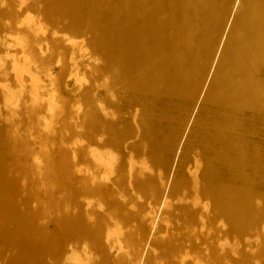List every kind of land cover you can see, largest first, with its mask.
<instances>
[{
	"label": "bare ground",
	"instance_id": "1",
	"mask_svg": "<svg viewBox=\"0 0 264 264\" xmlns=\"http://www.w3.org/2000/svg\"><path fill=\"white\" fill-rule=\"evenodd\" d=\"M37 2L47 21L83 38L75 42L67 66L59 69L49 85L64 89L66 106L78 100L81 110L69 109L66 116L102 140L86 160L101 165L102 177L96 183L95 174L85 170L93 177L87 184L81 168L83 151L71 152L73 168L59 159L67 179L52 184L56 193L66 195L67 205L50 212L55 218L47 229L42 221L32 220L44 216L42 208H28L30 196L22 198V210L18 208L6 181V165L0 163V234L9 242L0 250L17 246L32 261L46 256L50 264H83L79 251L98 261L99 253L90 252L88 243L101 239L107 249L120 241L119 222L128 221L129 215L116 199H122L130 187L149 196L147 205L158 216H168L164 210L171 206L192 231L209 228L216 238L209 251L211 264H264V152L258 151L260 141L255 139L263 136L264 140V0ZM9 17L0 11V28L2 19ZM31 18L27 15L23 20L41 30ZM83 48L91 59L84 68L99 75L74 95L67 86L70 80L81 79L75 51ZM8 55L16 80L21 86V77L26 76L36 98L46 88L35 68L41 60ZM99 81L109 88L95 87ZM105 90L122 98V104L104 98ZM51 97L48 106L62 104ZM4 143L8 148L0 149V158H9L17 149L19 158L12 163L21 167L31 168L42 155L34 141L16 144L6 139ZM189 148L190 165L183 161L189 159L185 155ZM169 157L176 161L179 173L169 170L159 176ZM150 160L156 161V175L141 171L150 170V165L134 170ZM96 199L106 201L105 209L97 207L104 209L107 218L90 214ZM93 215L94 221L89 219ZM8 224L15 229H8ZM17 230L30 232L35 240L20 237ZM138 230L144 246L160 250L158 258L168 264H179L186 256L183 240L164 239L158 229L150 232L146 226ZM23 258L21 252L13 260L28 262Z\"/></svg>",
	"mask_w": 264,
	"mask_h": 264
},
{
	"label": "rangeland",
	"instance_id": "2",
	"mask_svg": "<svg viewBox=\"0 0 264 264\" xmlns=\"http://www.w3.org/2000/svg\"><path fill=\"white\" fill-rule=\"evenodd\" d=\"M0 11L8 12L10 15L9 18L2 19V27L0 28V142L4 144H0V149L7 147L4 142L9 139L11 142L15 141L16 144L34 141L35 148H39L42 151L41 157L36 162H32L31 168L21 167L18 163H12V160H18L19 158L20 153L17 152V149L14 152L12 151L9 158H0V163L6 165V181L11 188V196L17 202L18 208L22 210L20 206L23 202L22 198L30 196L26 200L28 208L37 209V211L42 208L41 216H44L42 220L33 216L31 217L32 220L36 223L42 221L45 228L51 229V221L54 220L55 216L51 215L50 212H56L57 209H63L67 205L66 195L56 193L57 187L52 184L55 180L67 179L58 160H61V158L67 160L71 164L69 167L73 168L74 162H72L71 152L83 151L84 162H81V168L84 171L88 170L89 174L94 173L96 183L102 177L100 174L101 165L94 162L91 163V161L87 163L86 161L87 158L90 160L91 154L96 152L95 149L101 144L102 140L91 133L87 134L85 128H79L74 119L66 116L65 112L69 109L71 111L77 109L76 111H78L79 107L81 110L82 106L79 105L78 100L75 98L71 105L66 106V97L62 93L64 89L55 83L49 85L58 74L59 69L64 64L67 66V59H69L74 50L75 42L82 41L83 38L66 30L61 25L47 21L42 12V5L37 0H0ZM27 15L32 17V20L38 21L41 30L35 28L33 26L34 23H28L23 20ZM83 44L84 42L82 46ZM8 53L13 54L17 59L29 56V58L37 57L38 60H41V64L37 62L35 68L37 67L38 71H40V76L46 83V88L40 89V94L38 95L37 93L36 98L29 91L30 87L25 82L26 76L21 77V79H24L21 86L16 80L14 72L10 68ZM75 53V58L78 59L77 61L81 65L79 71V78L81 79L75 82L70 80L67 89L75 93L74 95H78L77 93L80 90L92 84L91 80L96 78L99 73L94 72V69L88 70V68H84V63L91 61L87 49L83 48L80 52L76 50ZM94 86L109 88V84L104 85L102 81L95 83ZM9 89L16 93L20 92V95L10 96ZM48 89L53 90L48 93ZM50 95L53 102L59 99L62 104L60 106H48ZM103 97L110 99L116 105L122 104L121 102L123 101L122 98H115L110 90H105ZM262 138L263 136H255L256 140L263 143H258V151L263 153L264 140ZM90 144L93 145L89 146ZM192 146H195V144L192 143L191 148ZM191 148L185 151V155L188 157ZM95 158H98V156H95ZM190 158L186 157L183 161H188L190 165ZM165 159L161 165L159 176H162V173L166 175L169 170H171V174H177L180 170L176 161L172 163L170 157ZM139 161L145 162L141 159ZM146 165H150V170H141ZM201 169L202 165L196 175H200ZM134 170H141L153 176L158 173L155 160H150L148 164H139L134 167ZM89 174L85 171V175H83L87 184L93 178ZM198 182H201V178L198 179ZM116 198L118 197L116 196ZM116 200L121 202L125 213L129 215L128 221L120 220L119 222L120 241L117 243L114 241L112 246L107 249L101 245V239L96 240L94 242L95 245L88 243L90 252L99 253L98 261L88 252H80L78 248L79 255L85 259L83 264H97L98 262V264H168L167 261L158 258L161 254L160 250L147 249L144 246L142 233L138 230L143 226H146L150 232L158 229L164 239L183 240L186 256L179 264L182 261L183 263L181 264H202L197 262L199 260H204V264H211L213 261L209 251L211 246L214 245L216 238H212L209 228L200 227L192 231L189 228L190 225L186 221H182V216H179V212L171 206L164 210L169 213L168 216L163 213L158 216V213L147 205L150 200L149 196L130 187H127V193L122 199L118 198ZM91 204L94 206L90 207V214L98 216L97 218H107V214L104 211L107 204L106 201L96 199ZM97 204L104 209L98 208ZM63 212L67 211L64 210ZM94 215L89 217V219L94 221ZM125 223L128 225L123 228ZM7 228L14 230L15 225L8 224ZM59 232L63 235L65 234L63 230H59ZM17 233L20 237L28 238L30 241L35 240L30 232L25 233L17 230ZM0 237H2L0 238V247H6L9 244L8 240L3 238L1 234ZM46 245L50 247L51 243L47 242ZM21 252L22 256L28 260L24 264H50L51 260L46 256H43L38 261H32V256L29 257L30 254L28 252L21 251L17 246L10 250H0V264H17L13 258L21 255ZM130 258L132 260L131 263H129ZM261 261H264V257L261 258ZM258 264L262 263L259 262Z\"/></svg>",
	"mask_w": 264,
	"mask_h": 264
}]
</instances>
